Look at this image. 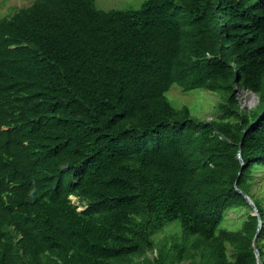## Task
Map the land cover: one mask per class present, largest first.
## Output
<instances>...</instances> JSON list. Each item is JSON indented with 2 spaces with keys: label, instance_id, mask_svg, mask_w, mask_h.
Masks as SVG:
<instances>
[{
  "label": "trees",
  "instance_id": "obj_1",
  "mask_svg": "<svg viewBox=\"0 0 264 264\" xmlns=\"http://www.w3.org/2000/svg\"><path fill=\"white\" fill-rule=\"evenodd\" d=\"M0 0V4H1ZM225 93L232 120L201 121L167 93ZM259 95L240 108L236 88ZM245 166L238 158L239 147ZM264 0H35L0 18V264H258L264 207ZM85 203L79 210L71 197ZM232 246L234 258L229 255Z\"/></svg>",
  "mask_w": 264,
  "mask_h": 264
},
{
  "label": "rangeland",
  "instance_id": "obj_2",
  "mask_svg": "<svg viewBox=\"0 0 264 264\" xmlns=\"http://www.w3.org/2000/svg\"><path fill=\"white\" fill-rule=\"evenodd\" d=\"M35 0H2L0 4V18L11 17L13 14L18 12L22 8L29 7L34 3ZM146 0H96V4L100 9L111 10V9H139ZM169 100L172 105L178 109L183 106H187L192 116L198 118L201 121L211 122L213 120H232L231 116H228L226 110L222 106L226 105L225 93L210 92L208 90H193L184 91L179 86L174 85L167 93ZM236 97L239 101L240 108L246 111H251L257 108L259 104V95L254 94L248 90L245 86L240 85L236 88ZM248 182H251L252 193L260 200V203L264 207V168L254 167ZM74 204L79 207V210L86 208L85 203L81 202L78 198L71 197ZM254 213L253 208L248 205L244 208L230 209L226 213L225 220L222 225V229L227 230H238L242 228L243 222L247 219L248 215ZM181 233V227L179 224H172L165 227L164 230L158 232L154 236L156 242V248L153 251L148 252L146 255L139 258L143 264L152 263L157 256L160 254L162 248L170 249L172 238L177 239ZM260 244L264 247V233H261ZM229 255L233 259V248L228 246ZM189 256L183 260L181 264H192V258L195 261L198 257H192L190 251Z\"/></svg>",
  "mask_w": 264,
  "mask_h": 264
},
{
  "label": "water",
  "instance_id": "obj_3",
  "mask_svg": "<svg viewBox=\"0 0 264 264\" xmlns=\"http://www.w3.org/2000/svg\"><path fill=\"white\" fill-rule=\"evenodd\" d=\"M238 158L240 159V161H241V163H242V165L244 167L245 164H244V161L242 159L241 145L239 147ZM235 187H236V190L238 192H240V193H242L244 195V197L246 198L248 204L253 208V211H254L253 215L259 217V225H258L256 236H255L254 241H253V247H254V250H255V253H256V256H257V259H258V264H262V261H261V258H260V254H259V250H258V244H257V237H258V235H259V233L261 231V227H262V220H261V216H260L259 210H258L257 206L255 205L254 201L251 199V197L248 194H246L243 190L238 188V181H236Z\"/></svg>",
  "mask_w": 264,
  "mask_h": 264
},
{
  "label": "bare ground",
  "instance_id": "obj_4",
  "mask_svg": "<svg viewBox=\"0 0 264 264\" xmlns=\"http://www.w3.org/2000/svg\"><path fill=\"white\" fill-rule=\"evenodd\" d=\"M73 197H75V196H73ZM76 198V197H75Z\"/></svg>",
  "mask_w": 264,
  "mask_h": 264
}]
</instances>
